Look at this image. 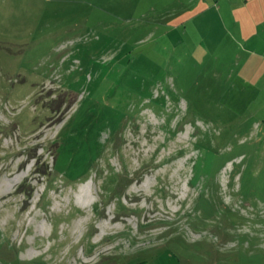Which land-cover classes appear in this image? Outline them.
Instances as JSON below:
<instances>
[{
  "label": "rangeland",
  "instance_id": "rangeland-1",
  "mask_svg": "<svg viewBox=\"0 0 264 264\" xmlns=\"http://www.w3.org/2000/svg\"><path fill=\"white\" fill-rule=\"evenodd\" d=\"M214 2L0 0V264H264L262 45Z\"/></svg>",
  "mask_w": 264,
  "mask_h": 264
},
{
  "label": "crops",
  "instance_id": "crops-1",
  "mask_svg": "<svg viewBox=\"0 0 264 264\" xmlns=\"http://www.w3.org/2000/svg\"><path fill=\"white\" fill-rule=\"evenodd\" d=\"M214 1L213 7L216 8L219 0ZM228 3L230 5L228 19L229 31L232 36L234 35L233 39H237L241 35L245 38V43L251 41V43L254 44L252 41L253 39L260 40L258 45H262V49L260 52H256V55L264 61V37L261 38L262 36H260V31L264 30V0H228ZM235 3H237V5ZM217 7L220 12L222 10L225 11L226 8ZM187 13L188 12H186V15ZM261 39L263 43L261 42ZM251 53H253V51ZM262 71H264V68ZM245 75H247V70Z\"/></svg>",
  "mask_w": 264,
  "mask_h": 264
},
{
  "label": "bare ground",
  "instance_id": "bare-ground-1",
  "mask_svg": "<svg viewBox=\"0 0 264 264\" xmlns=\"http://www.w3.org/2000/svg\"><path fill=\"white\" fill-rule=\"evenodd\" d=\"M10 182V181H9Z\"/></svg>",
  "mask_w": 264,
  "mask_h": 264
}]
</instances>
